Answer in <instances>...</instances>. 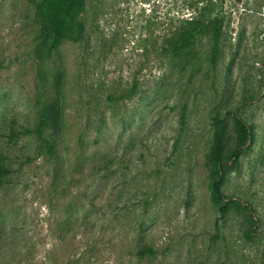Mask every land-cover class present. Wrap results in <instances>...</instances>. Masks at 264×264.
Returning a JSON list of instances; mask_svg holds the SVG:
<instances>
[{"label":"rangeland","instance_id":"1","mask_svg":"<svg viewBox=\"0 0 264 264\" xmlns=\"http://www.w3.org/2000/svg\"><path fill=\"white\" fill-rule=\"evenodd\" d=\"M36 1L0 0V264H264V0H87L59 42Z\"/></svg>","mask_w":264,"mask_h":264},{"label":"trees","instance_id":"2","mask_svg":"<svg viewBox=\"0 0 264 264\" xmlns=\"http://www.w3.org/2000/svg\"><path fill=\"white\" fill-rule=\"evenodd\" d=\"M87 4V0H37L36 8H41L49 15L52 23L49 27H46L45 30L52 32L54 42L62 41L64 38H69L76 40L79 38V35H72L71 32L67 31L65 25H71L78 20L79 16L84 11ZM189 21V20H187ZM208 28V29H207ZM219 29H220V20L215 19L210 22L197 25L196 27L189 28H172L167 29L164 33V41H168V49L177 54L186 48L192 41H195L196 37L200 34H205L209 30L210 35H212L214 41H219ZM134 95V87L124 91L120 96L121 98H130ZM112 98V97H110ZM216 127L213 133V141L210 147V154L213 160V163L216 165L215 171L218 172L220 166L224 162V152H223V128L221 121L218 117H215ZM239 126V141L237 143L235 152L238 151L244 144V139L247 134V129L245 123L241 119H238ZM45 125L41 119L35 129L39 138L42 140L46 151L49 155L52 154L53 149L48 135L45 133ZM218 169V170H217ZM7 168L0 164V185L4 174L7 172ZM218 177L215 175L209 182V189L213 198L218 199L223 193L221 192L218 184ZM148 250L149 252H154V248L147 245L140 248L139 251Z\"/></svg>","mask_w":264,"mask_h":264}]
</instances>
